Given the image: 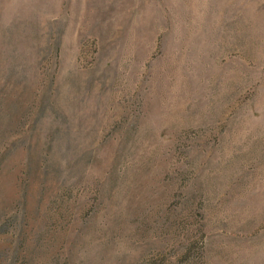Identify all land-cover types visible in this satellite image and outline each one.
<instances>
[{
  "label": "rangeland",
  "instance_id": "374dc122",
  "mask_svg": "<svg viewBox=\"0 0 264 264\" xmlns=\"http://www.w3.org/2000/svg\"><path fill=\"white\" fill-rule=\"evenodd\" d=\"M0 264H264V0H0Z\"/></svg>",
  "mask_w": 264,
  "mask_h": 264
}]
</instances>
